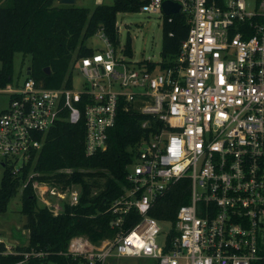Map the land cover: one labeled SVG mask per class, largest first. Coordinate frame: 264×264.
I'll return each mask as SVG.
<instances>
[{
    "label": "built area",
    "instance_id": "built-area-1",
    "mask_svg": "<svg viewBox=\"0 0 264 264\" xmlns=\"http://www.w3.org/2000/svg\"><path fill=\"white\" fill-rule=\"evenodd\" d=\"M164 1L148 0L140 9L165 16ZM174 1L189 29L172 66L148 69L128 59L124 48L120 54L100 30L106 46L74 59L69 84L47 86L28 73L5 86L10 100L0 111V165L15 175L59 120L85 119L88 155L107 148L120 106L160 123L138 143L124 192L108 207L116 213V234L70 238L66 253L84 257V264H104L110 255L148 256L157 264L264 260V0ZM183 177L190 179L189 200L176 219L152 215L157 200ZM32 185L54 215L80 201L79 182L64 185L51 176ZM132 209L141 218L125 229Z\"/></svg>",
    "mask_w": 264,
    "mask_h": 264
},
{
    "label": "trees",
    "instance_id": "trees-1",
    "mask_svg": "<svg viewBox=\"0 0 264 264\" xmlns=\"http://www.w3.org/2000/svg\"><path fill=\"white\" fill-rule=\"evenodd\" d=\"M148 0H113L100 2L95 7L59 3L55 0H8L0 5V87L12 81L16 52L29 55L30 75L47 86L69 84L72 64L78 56L89 55L95 48L87 39L103 30L108 39L119 44V12L139 11ZM189 22L183 12L165 14L163 20L162 58L159 61L143 59L138 63L148 69L166 68L175 63L182 40L187 36ZM132 57L130 35L124 47ZM49 66L50 72L45 68ZM149 119L150 125L143 126ZM151 115L125 106L118 109L117 120L109 129L108 146L88 155L85 150V119L77 123L59 120L47 131L42 146L32 151L30 159L15 175L11 166L4 169L0 183V215L7 210L10 199L24 184L30 172L37 174L22 190L21 211L26 215L24 227L29 229V241L15 244L9 250L0 240V264L26 261L28 264H84V257L66 253L74 234H86L93 241L113 237L117 228L111 221L116 213L109 205L124 192L127 184L128 164L138 154V143L143 137L157 131ZM73 168V171L60 169ZM55 177L57 181L81 184L82 192L77 204H67L65 210L54 215L43 206L32 185L34 179ZM190 179L183 177L172 183L150 213L159 218L176 219L179 206L189 200ZM141 215L132 209L125 215L123 226L132 227ZM264 253V241L260 245ZM26 252H42V255ZM94 264H103L100 261ZM253 264H264V260Z\"/></svg>",
    "mask_w": 264,
    "mask_h": 264
},
{
    "label": "rangeland",
    "instance_id": "rangeland-1",
    "mask_svg": "<svg viewBox=\"0 0 264 264\" xmlns=\"http://www.w3.org/2000/svg\"><path fill=\"white\" fill-rule=\"evenodd\" d=\"M113 0H77L74 5L95 7L100 2H112ZM8 0H0V5H5ZM61 2H58V4ZM163 20L164 14L160 12H147L143 10L135 12H119L117 14V24L119 26L118 52L124 54L122 48L125 47L128 35L132 38L133 56H126L132 61H141L150 58L159 61L162 58L163 42ZM87 44L96 47H105L106 44L101 37V32H96L87 39ZM29 55L23 52H16L14 57V70L11 83L22 82L28 75ZM1 67V61H0ZM78 78V77H77ZM79 84V80L77 81ZM0 87V111L9 103L10 97ZM5 167L0 165V183ZM22 185L18 192L10 199L8 208L0 215V237L8 244L13 241L25 243L28 241L29 233L24 227L26 215L22 213ZM23 264H28L23 263ZM48 264H56L49 262ZM104 264H157L156 260L148 256H117L110 255Z\"/></svg>",
    "mask_w": 264,
    "mask_h": 264
},
{
    "label": "water",
    "instance_id": "water-1",
    "mask_svg": "<svg viewBox=\"0 0 264 264\" xmlns=\"http://www.w3.org/2000/svg\"><path fill=\"white\" fill-rule=\"evenodd\" d=\"M61 3L65 4H74L77 2V0H59ZM163 10L166 14H172V13H177L180 10V3L174 0H165L163 2ZM28 73H30V68L27 69ZM47 72H50V67L47 66L45 68Z\"/></svg>",
    "mask_w": 264,
    "mask_h": 264
},
{
    "label": "crops",
    "instance_id": "crops-1",
    "mask_svg": "<svg viewBox=\"0 0 264 264\" xmlns=\"http://www.w3.org/2000/svg\"><path fill=\"white\" fill-rule=\"evenodd\" d=\"M58 2H60L59 0H55V3L56 4H58ZM27 229V228H26ZM27 231H28V233H29V229H27ZM0 240H3V238L2 237H0ZM28 241H29V236H28ZM28 241L27 242H25V243H19V242H17V241H13V244H8L7 243V245L8 246H12V245H15V244H26V243H28ZM23 263H26V261H20V262H18V263H14V264H23Z\"/></svg>",
    "mask_w": 264,
    "mask_h": 264
}]
</instances>
